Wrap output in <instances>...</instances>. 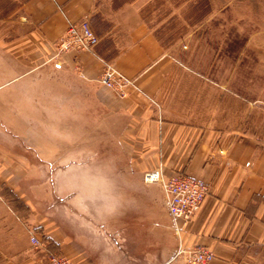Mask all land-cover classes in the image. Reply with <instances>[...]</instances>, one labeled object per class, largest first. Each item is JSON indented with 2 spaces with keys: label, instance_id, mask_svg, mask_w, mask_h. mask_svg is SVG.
<instances>
[{
  "label": "crops",
  "instance_id": "1",
  "mask_svg": "<svg viewBox=\"0 0 264 264\" xmlns=\"http://www.w3.org/2000/svg\"><path fill=\"white\" fill-rule=\"evenodd\" d=\"M99 0H0V264H264V141L169 120L181 63L132 6ZM88 18L93 53L57 57ZM105 63L136 79L120 97ZM157 105H159L157 107ZM184 173L209 184L200 212L177 225L160 183ZM36 235L44 246L36 248Z\"/></svg>",
  "mask_w": 264,
  "mask_h": 264
},
{
  "label": "rangeland",
  "instance_id": "2",
  "mask_svg": "<svg viewBox=\"0 0 264 264\" xmlns=\"http://www.w3.org/2000/svg\"><path fill=\"white\" fill-rule=\"evenodd\" d=\"M99 1L137 8L181 63L164 104L169 120L264 141V0ZM125 77L135 84L129 96L138 87Z\"/></svg>",
  "mask_w": 264,
  "mask_h": 264
},
{
  "label": "built area",
  "instance_id": "3",
  "mask_svg": "<svg viewBox=\"0 0 264 264\" xmlns=\"http://www.w3.org/2000/svg\"><path fill=\"white\" fill-rule=\"evenodd\" d=\"M99 42L100 38L94 33L86 17L69 25L65 35L57 43V57L71 52L93 53ZM99 80L121 97L127 96V88H135L133 81L120 74L112 64L105 65ZM145 181L162 185L169 213L177 225L191 221L201 210L210 192L208 183L187 174L165 177L162 170H154L146 173ZM31 243L36 248L44 246V242L36 235L31 237ZM176 256L182 257L186 264H210L215 258L214 252L203 246L186 249L180 245ZM44 260L46 264H75L66 256L54 253L48 254L43 262Z\"/></svg>",
  "mask_w": 264,
  "mask_h": 264
}]
</instances>
